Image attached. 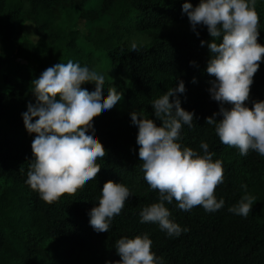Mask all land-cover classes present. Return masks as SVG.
Masks as SVG:
<instances>
[{
	"label": "trees",
	"instance_id": "obj_1",
	"mask_svg": "<svg viewBox=\"0 0 264 264\" xmlns=\"http://www.w3.org/2000/svg\"><path fill=\"white\" fill-rule=\"evenodd\" d=\"M185 2L195 7L200 0H0V43L14 46L10 53L0 52V264H115L121 259L115 242L145 234L163 264H264V156L252 150L242 156L221 143L214 125L205 123L220 107L208 91L215 79L206 71L212 38L206 26H197L199 36L192 30L182 10ZM256 11L257 42L264 46V0H256ZM80 20L85 25L81 32L73 27ZM25 22L33 25L34 41L23 36ZM80 40L102 53L104 72ZM133 42L138 52L132 51ZM69 60L105 76L104 97L113 86L123 97L93 120L95 136L106 150L97 159L101 168L96 178L49 204L25 182L36 134L26 130L22 113L29 102L35 103L32 81ZM181 80L186 91L177 95L181 107L194 112V121L193 127H182L178 142L201 154V141L208 143L213 162H222L224 179L215 197L225 204L215 212L202 206L186 212L175 200L165 202L170 220L187 229L168 236L157 223L140 222V212L159 202V193L144 179L138 127L130 113L159 126L152 103ZM81 87L95 90L93 83ZM253 101H264V58L246 106ZM109 180L122 183L131 194L109 231L97 232L89 213ZM244 195L254 197L248 216L229 212Z\"/></svg>",
	"mask_w": 264,
	"mask_h": 264
},
{
	"label": "clouds",
	"instance_id": "obj_2",
	"mask_svg": "<svg viewBox=\"0 0 264 264\" xmlns=\"http://www.w3.org/2000/svg\"><path fill=\"white\" fill-rule=\"evenodd\" d=\"M182 10L197 36V26H206L212 38L207 42L211 55L206 71L215 79L210 81L208 91L220 107L205 123L214 125L221 143L238 149L242 156L250 150L264 156V101L246 106L253 77L264 58V46L257 42L260 16L256 0H200L195 7L185 2ZM205 43L201 41L202 46ZM131 48L138 52L135 42ZM86 83L95 84V90L90 93L82 89ZM104 84L103 74L71 60L48 67L32 81L35 103L29 102L27 111L22 113L26 130L36 134L25 182L46 203L75 194L100 171L97 159L105 157L106 150L95 136L93 120L123 97L115 86L108 88L104 97ZM185 91L181 80L177 87L154 100L153 114L161 122L159 126L153 119L143 118L135 111L130 113L132 124L138 127L136 142L144 179L159 193V202L140 212V222L157 223L168 236H179L187 229L170 220L165 202L171 204L175 200L178 208L186 212L197 206L215 212L225 204L215 197L216 187L224 179L222 162H213L214 153L209 152L208 143L201 141V154L178 142L182 127L191 128L194 121V112L182 108L177 95ZM217 116L222 118L217 120ZM33 118L38 119L33 122ZM130 194L122 183L105 182L98 206L89 213L92 228L108 232L111 220L121 213ZM253 200L254 197L244 195L228 211L247 217ZM151 245L146 234L117 240L115 248L121 259L115 264H163V257L158 258Z\"/></svg>",
	"mask_w": 264,
	"mask_h": 264
},
{
	"label": "rangeland",
	"instance_id": "obj_3",
	"mask_svg": "<svg viewBox=\"0 0 264 264\" xmlns=\"http://www.w3.org/2000/svg\"><path fill=\"white\" fill-rule=\"evenodd\" d=\"M80 22V23H79ZM79 22H77L73 27L77 28L80 32L84 29V26L82 21L80 20ZM23 36L28 37L29 39H31L32 41H34L37 37H36V33L34 31L33 25L30 22H25L23 25ZM80 47L82 48V50H84V52H91L92 56H96V58L98 59L97 62V70L100 72H104L106 67V63L102 58V53L100 51H96V50H92L90 48V46L84 42L83 40H80ZM14 46H10L8 44H4V43H0V52H6V53H10L13 50ZM90 70H93V68H91ZM121 92V91H119Z\"/></svg>",
	"mask_w": 264,
	"mask_h": 264
}]
</instances>
